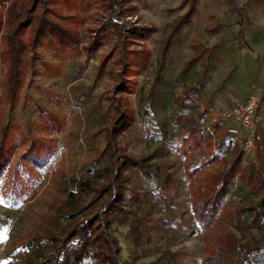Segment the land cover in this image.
<instances>
[{
	"label": "rangeland",
	"instance_id": "1",
	"mask_svg": "<svg viewBox=\"0 0 264 264\" xmlns=\"http://www.w3.org/2000/svg\"><path fill=\"white\" fill-rule=\"evenodd\" d=\"M122 1L124 7H133L126 17L129 22L152 31L129 44L142 56L147 50L149 56L145 67L133 63L127 74L129 89L121 95L123 104L133 110V119L119 131L117 142L125 153L149 157L159 174L146 178L135 167L125 169L128 192L140 194L135 209L144 226L137 243L128 223H114L112 232L121 258L148 262L171 250L174 264H201L207 242L236 230L223 222L200 228L191 212L184 170L198 167L202 178L218 164L209 157L224 156L229 142L243 139L244 130L218 114L236 102V96L264 92V0H234V6L231 0ZM190 8L189 20L173 30ZM103 13L101 4L83 13L78 46H37L33 66L24 67V85L12 103L5 99L0 62V138L3 130L6 133L0 176V264H26L30 238L61 235L67 224L64 211L94 208L93 193L76 188L87 171L104 164L103 129L109 126L115 100L117 65L113 56L105 57L115 38L85 49L89 29ZM195 121L200 122L196 136L203 145L185 154L181 139ZM260 121V141L253 152H244V163L254 159L264 140ZM207 142L210 155L204 149ZM236 180L225 200L233 206L258 200L242 179ZM261 204L264 208V201ZM262 220V227L253 231L256 238L264 236V213ZM83 264L94 262L86 259ZM242 264H264V248L254 262Z\"/></svg>",
	"mask_w": 264,
	"mask_h": 264
},
{
	"label": "trees",
	"instance_id": "2",
	"mask_svg": "<svg viewBox=\"0 0 264 264\" xmlns=\"http://www.w3.org/2000/svg\"><path fill=\"white\" fill-rule=\"evenodd\" d=\"M231 3L236 5L234 0ZM100 4L104 13L96 27L89 29L91 36L85 49H94L115 38L105 57L113 56L117 65V84L113 89L115 100L111 103V120L103 129L104 164L94 167L92 172L87 171L77 182L76 191L93 193L90 203L94 208L64 211L62 217L67 224L61 235L48 233L30 238L26 264H83L86 259L94 264H174L177 261L171 250H164L148 262L121 258L120 245L112 232L114 223H128L133 241L137 243L144 226L143 218L135 209L140 194L128 192L125 169L135 167L146 178L159 174V167H153L148 162L149 157L125 153L117 142L119 131L133 119V110L123 104L121 95L129 89L127 74L133 63L145 67L149 56L147 50L142 56L141 50L129 48V44L145 39L152 31L129 22L126 17L131 15L132 6L124 7L122 0H0V62L5 70V99L9 103L18 99L24 85V67L33 66L36 47L78 46L82 42L78 26L84 20L83 13ZM192 9L177 20L173 30L189 20ZM164 47L165 52L168 42ZM199 124L195 121L192 130L182 137L180 148L183 153L203 145L201 137L196 136ZM214 128H218V122H214ZM5 137L3 130L0 176L4 166L1 159ZM204 149L210 155L211 142L204 144ZM244 152L241 143L229 142L224 156L209 157V161L216 159L218 164L202 178L197 175L198 167L185 166L191 212L200 228L207 230L223 222L236 230L220 233L207 242L202 248L201 264L252 263L264 248V236L256 238L253 234L254 229L263 224L264 140L249 163L243 162ZM237 177L245 182L250 194L258 197L257 201L247 206H233L225 200L237 185ZM168 181L169 178L164 177V182ZM247 236L251 241L245 240Z\"/></svg>",
	"mask_w": 264,
	"mask_h": 264
},
{
	"label": "built area",
	"instance_id": "3",
	"mask_svg": "<svg viewBox=\"0 0 264 264\" xmlns=\"http://www.w3.org/2000/svg\"><path fill=\"white\" fill-rule=\"evenodd\" d=\"M263 97L264 92L260 96L255 93H249L243 100L236 101L225 107L218 114L221 118L234 120L244 130L241 144L245 152H253L257 147L258 141H260L257 121Z\"/></svg>",
	"mask_w": 264,
	"mask_h": 264
},
{
	"label": "crops",
	"instance_id": "4",
	"mask_svg": "<svg viewBox=\"0 0 264 264\" xmlns=\"http://www.w3.org/2000/svg\"><path fill=\"white\" fill-rule=\"evenodd\" d=\"M236 97H237L236 101H240V100H243L246 96L244 97L236 96ZM260 107H261V114H259L258 121L261 119L259 123V127H260L261 134L264 138V103H261Z\"/></svg>",
	"mask_w": 264,
	"mask_h": 264
}]
</instances>
